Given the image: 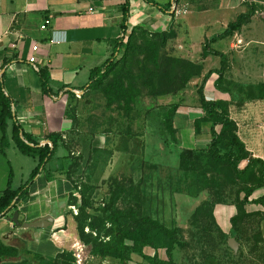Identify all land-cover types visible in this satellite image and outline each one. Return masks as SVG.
Here are the masks:
<instances>
[{
	"label": "rangeland",
	"instance_id": "1",
	"mask_svg": "<svg viewBox=\"0 0 264 264\" xmlns=\"http://www.w3.org/2000/svg\"><path fill=\"white\" fill-rule=\"evenodd\" d=\"M252 2L255 14L249 23L211 47L227 58L221 82L215 88L228 94L225 109L237 126V136L246 142V150L251 147L257 151L247 150L250 157L264 158V99L260 100L264 95V0ZM173 7L171 26L164 31L174 33L175 38L160 46L155 35L162 30L147 29L136 31L131 39L132 45L144 50L155 46L160 62L159 71L148 74L155 68L143 65V52L134 53L129 67L134 84L130 89L127 86V105L107 90L111 75L100 88L74 98L67 108L70 129L61 136L54 161L58 167L55 170L68 175L76 190H72L76 202L66 210L74 226L69 234L72 243L68 253L72 255L78 249L86 257L83 264H96L91 260V246L79 240L73 218L81 209L86 216L97 217L102 210L112 208L124 213L133 211L177 229L179 245L172 253L174 264H264V209L246 205V217L237 219L235 224L231 222L243 198L240 191L253 185V179L246 184L233 182L232 174L211 162L209 144L205 148L184 149L176 129L172 137L165 127V117L170 116L171 125L174 128L175 123L178 132L196 133L197 120L192 124L189 120L199 105L200 86L196 90L197 86L190 84L195 77L183 82L195 69H182L172 79L173 64H164L162 58L199 65L206 41L223 33L238 15L248 13L247 4L245 0H177ZM217 61L219 70L220 59ZM166 72L170 73L165 77ZM148 79L151 87L147 86ZM168 81L173 82L172 93L157 96L168 87ZM211 96L205 97L211 100ZM172 105L177 106L174 114L169 112ZM176 116L179 120H175ZM184 151H189L190 157ZM225 152L227 149H220V153ZM14 153L16 157L9 155V160L15 174L12 188L17 189L18 182L27 180L34 165L30 158ZM182 153L190 158L185 166L180 162ZM247 163L243 161L239 169ZM258 170L259 167L254 171ZM8 172V166L0 163V189L5 188ZM207 181L208 188L204 189ZM263 196L264 190L258 189L250 199ZM205 202L208 205L196 215ZM84 232L90 233L87 228ZM229 239L236 243L235 252L228 245ZM150 254L153 256L154 251L150 250ZM158 255L166 259L164 251Z\"/></svg>",
	"mask_w": 264,
	"mask_h": 264
},
{
	"label": "crops",
	"instance_id": "2",
	"mask_svg": "<svg viewBox=\"0 0 264 264\" xmlns=\"http://www.w3.org/2000/svg\"><path fill=\"white\" fill-rule=\"evenodd\" d=\"M152 1L165 6L172 0ZM126 2L128 16L125 36L134 28L164 31L171 26L170 12H163L144 0H0V79L4 83V94L11 99L16 120L23 132L38 141L39 146L49 143V135H63L70 129L66 112L74 99V93L79 92L80 96L85 93L82 89L88 84L91 71L102 67L110 59L115 42L123 37V7ZM45 20H49L50 24L47 31H42L40 26ZM52 31L57 33L55 42H52ZM33 47H37L36 52H33ZM32 55L36 58L34 64L28 62ZM218 59L214 56L201 59L200 78L196 77L190 83L197 86L196 90L210 71L218 69ZM41 70H45L50 77L49 88L52 95L46 96L41 91ZM216 81L214 73L206 80L203 94H211L212 101L226 103L228 94L215 88ZM192 114L193 121L186 116L190 123L204 116L199 105L193 109ZM178 118L176 116L175 120H179ZM184 119L185 116H182L181 120ZM173 129H176L184 149L195 146L205 148L210 143L211 136L207 127L202 128L198 134L194 130L178 132L175 123ZM11 134L9 123L8 143L3 153L2 134L0 136V163L6 164L9 169L7 179L4 178L5 188L0 189V196L8 187L10 175V189L13 191L27 181L20 180L18 188H12L15 174L9 155L16 157L14 152L18 151L11 141ZM247 150L257 153L251 147H247ZM259 159L264 160L261 156ZM31 160L34 169L37 162ZM3 173L5 177V167ZM72 190L71 183L63 177L47 183L43 174L38 176L29 188L28 198L18 207L19 219L32 223L52 216V226L45 230L16 228L8 221V213L0 219V241L4 245L47 259H54L63 252H68L72 243L69 234L74 226L66 215V210ZM150 250L144 249V255L152 257ZM91 260L96 264H120L110 258L94 257ZM126 264L148 262L133 254Z\"/></svg>",
	"mask_w": 264,
	"mask_h": 264
},
{
	"label": "trees",
	"instance_id": "3",
	"mask_svg": "<svg viewBox=\"0 0 264 264\" xmlns=\"http://www.w3.org/2000/svg\"><path fill=\"white\" fill-rule=\"evenodd\" d=\"M177 0H172L165 6H159L152 0H144L147 4L155 6L157 9L163 12H170L171 5ZM247 1V2H246ZM245 4L248 7V13L240 14L236 19L229 23L223 33L216 35L213 39L206 41L202 48L201 59H205L207 56H214L220 59V68L216 71H210L204 78L202 85L198 89V103L200 109L203 111L204 116L195 122L196 134L204 127H207L211 136L210 143L208 145V154L211 162L216 166H223L230 174L233 175V182L239 181L247 183L249 180L253 182L251 186H245L240 191L243 198L239 200L236 208L238 214L231 219V222L235 224L237 219L246 217V205H256L264 209V196L252 200L250 199L253 193L258 189L264 190V161L259 158H252L246 150L245 144L237 136V126L229 118L225 106L222 101L207 100L203 94V86L206 80L212 75L217 74L216 86L221 82V78L226 69L227 58L224 54L214 50L211 45L217 40L225 39L232 36L235 32H238L244 25L249 23L252 16L255 14L254 3L252 0H245ZM128 16L127 2L123 7V37L115 42L114 53L108 59L102 67L93 69L90 73L88 84L82 89L84 92L90 89L100 88L104 80L112 75V81L108 85L107 90L116 94V96L122 99L127 105L129 99L126 95L128 88L133 87V75L129 71L131 60L136 51L138 53L143 52L146 58L143 61V65L150 64L153 68L152 71H147L148 74L154 75V72L159 71L160 56L157 53L156 47L151 45L148 49H142L131 44V39L136 31L146 30L143 28H134L126 35L127 27L125 25ZM159 39L160 46H163L167 40L175 38L174 33H166L162 31L155 35ZM122 54L121 58L117 60L118 55ZM165 63L173 64V70L171 71L172 79L177 76V72L182 69H189L195 72H190L186 76L183 82H187L192 77H199L202 72V65H194L190 62H185L178 59H172L169 57L162 58ZM186 71V74L188 73ZM170 72H166L164 76H169ZM161 74V75H163ZM157 76H160L159 74ZM41 79V91L44 95H52L49 88L50 77L45 70L40 71ZM144 80V79H143ZM126 82V83H125ZM147 86H152L149 79L146 81ZM168 81V87L157 96L169 95L172 93V85ZM262 95V94H261ZM73 98H76L73 95ZM264 99V95L260 100ZM170 114H174L177 110L176 105H172L169 109ZM167 132L173 137L175 131L171 125V117H165ZM11 124V141L14 143L17 151L24 157H28L36 160V167L31 171L27 181L21 185L17 190L10 189L11 175L8 180L7 189L0 196V219L4 218L11 211L17 210L21 202L28 198L29 188L34 183L36 178L40 175H44L47 183L54 181L57 177H63L68 182H72L70 177L65 173H58L57 164L54 161L56 157L59 143L61 140V134H51L47 137V141L51 144L39 146V142L35 141L31 136L26 135L21 126L18 124L15 113L13 111V103L10 98L4 94V83L0 79V132L1 137V152L7 146V128L8 124ZM219 128V132H217ZM225 148L227 152L220 153V149ZM189 154V151H184ZM184 153L180 155V162L183 166L188 163V156ZM248 161L243 169H239V165L243 161ZM259 167V170H254ZM188 170V169H187ZM59 175V176H58ZM250 183V182H248ZM72 184V183H71ZM209 181L204 185V189H207ZM73 191H76L74 184H72ZM81 201H83V194L79 193ZM76 202L73 193H70L68 197L67 206L74 205ZM14 203V204H13ZM84 203V201H83ZM13 204V205H12ZM208 205L207 202L203 203L195 212L199 214L203 207ZM84 206H87L84 203ZM78 233L79 240L91 246V255L95 258L105 259L110 258L119 261L120 264H126L130 261L131 255L135 254L141 257L148 264H174L172 253L176 246L179 245L177 240V229H169L153 220L150 217L139 216L133 211L124 213L116 209H104L101 215L97 217L86 216L83 209L80 210V214L73 218ZM85 228L89 229L90 233H85ZM94 233V236L92 235ZM144 249H151L154 251L152 257L144 255ZM164 251L165 260L159 258L158 252ZM0 264H75L71 253L63 252L54 259L43 258L40 255L33 254L27 251H20L17 248L4 245L0 241Z\"/></svg>",
	"mask_w": 264,
	"mask_h": 264
},
{
	"label": "water",
	"instance_id": "4",
	"mask_svg": "<svg viewBox=\"0 0 264 264\" xmlns=\"http://www.w3.org/2000/svg\"><path fill=\"white\" fill-rule=\"evenodd\" d=\"M45 144L46 143H43V145ZM19 217H20V214H19L18 209L14 210L12 211L11 215L8 217V221L16 228L34 229V230H45L51 227L54 221L52 216H46L40 219L39 221L32 222V223H26V222L20 221ZM228 245L234 252L236 251L237 247L233 239L228 240Z\"/></svg>",
	"mask_w": 264,
	"mask_h": 264
},
{
	"label": "built area",
	"instance_id": "5",
	"mask_svg": "<svg viewBox=\"0 0 264 264\" xmlns=\"http://www.w3.org/2000/svg\"><path fill=\"white\" fill-rule=\"evenodd\" d=\"M173 6H172V9L174 8ZM49 24H50L49 20L43 21L42 25L40 26V30L47 31L48 27H49ZM50 34H51L52 42H55V35L57 33L52 31ZM32 50H33V52H36L37 51V47H33ZM28 62L30 64H34L36 62L35 56L32 55V57L29 58ZM74 94H75L76 98L80 97V93L79 92H75ZM46 144L51 146L50 143H46ZM72 257L74 259L75 264H83V262L86 260V257H84L83 254L81 255V253H80V251L78 249L74 250V252L72 253Z\"/></svg>",
	"mask_w": 264,
	"mask_h": 264
}]
</instances>
